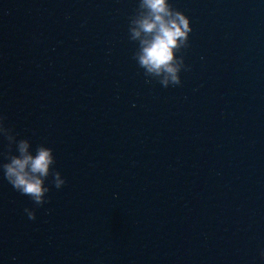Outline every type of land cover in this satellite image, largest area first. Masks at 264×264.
Segmentation results:
<instances>
[{"label": "water", "instance_id": "1", "mask_svg": "<svg viewBox=\"0 0 264 264\" xmlns=\"http://www.w3.org/2000/svg\"><path fill=\"white\" fill-rule=\"evenodd\" d=\"M139 3L0 0V114L67 180L37 207L0 171V264H264V0H170L192 32L167 88Z\"/></svg>", "mask_w": 264, "mask_h": 264}, {"label": "clouds", "instance_id": "2", "mask_svg": "<svg viewBox=\"0 0 264 264\" xmlns=\"http://www.w3.org/2000/svg\"><path fill=\"white\" fill-rule=\"evenodd\" d=\"M129 32L132 41H139V51L134 58L146 76L166 74L159 81L165 88L182 84L180 73L187 66L185 57L177 53L189 47L192 32L190 18L184 12L174 8L170 0H140L136 15L131 18ZM18 135L7 125V116L0 114V136L8 142V151L4 154L7 162L0 163V171L17 192L42 207L49 202L50 187L46 186L49 177L56 189L63 188L67 180L54 168L53 148L39 144L33 151L31 141L18 139ZM24 212L29 220L37 219L34 208H25Z\"/></svg>", "mask_w": 264, "mask_h": 264}]
</instances>
